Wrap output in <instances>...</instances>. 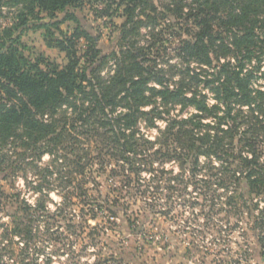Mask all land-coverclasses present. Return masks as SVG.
<instances>
[{
  "label": "rangeland",
  "instance_id": "rangeland-1",
  "mask_svg": "<svg viewBox=\"0 0 264 264\" xmlns=\"http://www.w3.org/2000/svg\"><path fill=\"white\" fill-rule=\"evenodd\" d=\"M2 1L0 37L13 28V37H20L32 59L66 65V51L49 45L50 35L43 26L50 23L56 41L64 38L60 31L71 35L80 25L98 37L100 53L93 67L98 66L104 77L116 69L115 54L118 58L125 44L121 39L127 17L123 5L85 0L55 16L46 11L39 18L28 14L24 23L21 14L28 3ZM153 3L148 13L156 20L146 18L134 38L156 59L146 63L166 68L171 75L185 66L177 47L183 37H189L187 27L192 21L186 13L195 11L198 3L185 0L181 15L176 11L177 0ZM67 11L75 18L65 19ZM151 26L159 38L151 34ZM88 45L87 39H77L82 62ZM179 77L174 75L173 81ZM254 81L263 85V74L257 72ZM68 110L73 117L72 109ZM192 112L193 108L180 112L176 106L154 126L140 118L139 135L155 142L149 151L162 147L156 139L167 118ZM74 135L78 137V128ZM81 137L90 158L80 162L85 164L83 173H78V159L84 153L78 141H62L54 152L41 155L22 147L0 153V264H264V193H248L240 173L225 174L217 156L201 155L195 172L191 163L182 167L177 159L161 154L147 158L154 162V171L145 161L129 169L124 159L110 155L98 135ZM234 163L233 169L239 165ZM40 204L45 210L38 208ZM20 222L31 224L32 236L14 231Z\"/></svg>",
  "mask_w": 264,
  "mask_h": 264
},
{
  "label": "trees",
  "instance_id": "trees-1",
  "mask_svg": "<svg viewBox=\"0 0 264 264\" xmlns=\"http://www.w3.org/2000/svg\"><path fill=\"white\" fill-rule=\"evenodd\" d=\"M84 1L24 0L28 4L21 15L25 23L28 14L39 18L46 11L55 16ZM94 1L123 5L127 16L121 37L125 44L118 58L115 54L116 69L107 77L98 66L93 67L100 53L98 37L80 25L71 35L60 31L64 38L56 41L50 23L43 26L50 35L49 45L66 51L68 63L64 66L32 59L20 37H13V28L4 30L0 37V153L8 147H22L41 155L54 152L62 141H78V149L84 151L78 159V173H83L85 164L80 162L90 158L81 136L98 135L110 155L124 159L129 169L145 161L154 171V162L147 158L161 154L177 159L182 167L191 163L195 172L201 155H214L221 159L225 174L240 173L248 193L263 194L264 84L254 78L257 72L264 76V0H195L197 9L186 13L192 21L187 27L189 37H183L177 47L185 66L171 75L166 68L147 64L156 59L134 38L140 35L146 18L156 20L148 13L153 0ZM184 1L177 0L179 15ZM2 3L0 0V7ZM74 18L66 12L65 19ZM150 29L159 38L155 27ZM81 38L89 42L83 62L76 49ZM169 66L177 69V65ZM176 74L180 77L173 81ZM65 105L72 109L73 117ZM148 106L151 108L146 109ZM176 106L180 112L189 113L191 108L194 112L167 118V126L156 139L162 147L150 152L155 142L139 135L138 121L145 118L154 126ZM77 128L78 137L74 135ZM236 161L239 165L233 169ZM38 208L45 210L44 204ZM14 231L33 233L31 224L22 222L16 223Z\"/></svg>",
  "mask_w": 264,
  "mask_h": 264
}]
</instances>
